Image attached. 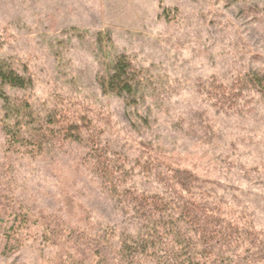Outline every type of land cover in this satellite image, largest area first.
Here are the masks:
<instances>
[{
    "label": "rangeland",
    "instance_id": "rangeland-1",
    "mask_svg": "<svg viewBox=\"0 0 264 264\" xmlns=\"http://www.w3.org/2000/svg\"><path fill=\"white\" fill-rule=\"evenodd\" d=\"M119 61L129 90L107 87ZM0 68L27 83L0 81V162L9 128L29 140L10 157L0 264H73L74 229L132 242L117 193L166 197L158 175L179 162L264 230V0H0ZM40 214L63 222L64 246Z\"/></svg>",
    "mask_w": 264,
    "mask_h": 264
},
{
    "label": "trees",
    "instance_id": "trees-1",
    "mask_svg": "<svg viewBox=\"0 0 264 264\" xmlns=\"http://www.w3.org/2000/svg\"><path fill=\"white\" fill-rule=\"evenodd\" d=\"M0 81L18 89L27 86L23 77L2 68ZM258 82L264 83V75ZM106 84L113 91L129 90L124 62L115 65ZM222 89L216 88L220 92ZM10 131L9 128L4 160L0 162V225L16 211L13 202L17 184L10 157L19 152L16 143L26 146L29 141H19L20 130L12 131V136ZM101 160L97 154H87L77 163L107 184L105 172L101 173ZM173 165L158 175L167 198L135 190L117 193L122 211L130 214L136 224L132 242L116 247L105 241L104 233L91 234L81 229H74L65 237L66 226L59 218L40 214L37 217L42 226L50 229L49 243L64 246L65 237L63 242L71 243L77 250L71 257L73 264H264V230L229 212L207 193H201L198 177L180 162ZM56 263L65 264L61 258Z\"/></svg>",
    "mask_w": 264,
    "mask_h": 264
}]
</instances>
